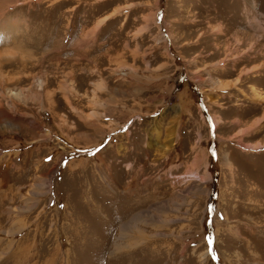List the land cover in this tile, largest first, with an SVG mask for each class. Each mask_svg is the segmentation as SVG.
I'll return each instance as SVG.
<instances>
[{
    "label": "rangeland",
    "instance_id": "obj_1",
    "mask_svg": "<svg viewBox=\"0 0 264 264\" xmlns=\"http://www.w3.org/2000/svg\"><path fill=\"white\" fill-rule=\"evenodd\" d=\"M9 16L35 64L6 69L33 94L0 120V264H264V0Z\"/></svg>",
    "mask_w": 264,
    "mask_h": 264
},
{
    "label": "bare ground",
    "instance_id": "obj_2",
    "mask_svg": "<svg viewBox=\"0 0 264 264\" xmlns=\"http://www.w3.org/2000/svg\"><path fill=\"white\" fill-rule=\"evenodd\" d=\"M2 19L3 20L0 22V120L12 121L16 117L15 115L18 113L16 101H18L20 98L28 100L32 96L33 91L31 88L21 89L17 91L16 87L19 85V83H23L30 76L27 77L28 75H24L23 78L21 77V75L11 77L10 74L6 72V69L16 65L17 63L22 66H26L28 62H32L35 64V60L27 52H25L22 42V39L25 37V34H27V31L30 32L29 22L27 21V24L25 22L26 19L22 18L25 20L23 21L20 18L14 19L11 16H9L8 18L2 17ZM94 35L95 31L90 34L91 38ZM19 43L21 44V46ZM34 79L35 86H38V89L40 90L39 94L41 96H44L45 98H49L50 100V96L52 95V93L47 90L48 88L45 81L37 79L35 77ZM258 101H264V99L260 97ZM146 216V214H144V216L141 215L142 218H145ZM141 217L137 215L134 218L136 219L134 222L135 228L138 232H140V229H138L140 223L145 221ZM130 228L131 226H129V229ZM141 242V239H137L133 241L132 244L129 243V245L125 246L133 248L135 246H138ZM120 248L122 247H120L119 245L117 249ZM203 257L205 259V255Z\"/></svg>",
    "mask_w": 264,
    "mask_h": 264
},
{
    "label": "snow or ice",
    "instance_id": "obj_3",
    "mask_svg": "<svg viewBox=\"0 0 264 264\" xmlns=\"http://www.w3.org/2000/svg\"><path fill=\"white\" fill-rule=\"evenodd\" d=\"M49 160L51 159V157L48 158ZM213 243L212 240H209V244L211 245Z\"/></svg>",
    "mask_w": 264,
    "mask_h": 264
}]
</instances>
